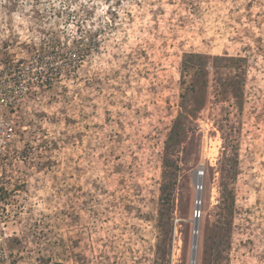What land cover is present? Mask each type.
Returning <instances> with one entry per match:
<instances>
[{
  "label": "rangeland",
  "instance_id": "1",
  "mask_svg": "<svg viewBox=\"0 0 264 264\" xmlns=\"http://www.w3.org/2000/svg\"><path fill=\"white\" fill-rule=\"evenodd\" d=\"M0 60V264H264V0H0Z\"/></svg>",
  "mask_w": 264,
  "mask_h": 264
},
{
  "label": "built area",
  "instance_id": "2",
  "mask_svg": "<svg viewBox=\"0 0 264 264\" xmlns=\"http://www.w3.org/2000/svg\"><path fill=\"white\" fill-rule=\"evenodd\" d=\"M16 73V69L15 72ZM17 74H15L16 76ZM9 77V74H6ZM14 76V78H15ZM20 77V76H19ZM18 77V79H19ZM9 82L7 86L2 85L5 81L2 82V65L0 60V178L2 177V168L1 164L4 161L9 150L14 148V139L16 136L15 133V122H14V113H13V102L15 100L16 90L14 86H11L12 80L8 78ZM25 88V87H24ZM23 88V89H24ZM27 88H25L26 90ZM198 176L203 177L204 172L198 171ZM198 191L202 190V182L200 185L196 186ZM200 203V199H197L196 204ZM197 206V205H196ZM200 206H197L195 212V218L198 219L201 216V211L199 210ZM1 240V236H0Z\"/></svg>",
  "mask_w": 264,
  "mask_h": 264
},
{
  "label": "bare ground",
  "instance_id": "3",
  "mask_svg": "<svg viewBox=\"0 0 264 264\" xmlns=\"http://www.w3.org/2000/svg\"><path fill=\"white\" fill-rule=\"evenodd\" d=\"M214 146V145H213ZM216 147H214L213 148V150L210 152V158H213V157H215V152H216ZM195 176H197V182H199L198 184H196V186H198V185H200L201 184V182H202V177L201 176H198V174H196ZM201 178V179H200ZM197 196H198V199H200L201 197H202V194H201V191H198V193H197ZM198 207L200 206V203H198V204H196ZM197 238H195L194 239V241H193V245H192V257H191V264H196V261H197V247H196V245H197ZM197 242V243H196ZM196 260V261H195ZM195 261V262H194Z\"/></svg>",
  "mask_w": 264,
  "mask_h": 264
},
{
  "label": "water",
  "instance_id": "4",
  "mask_svg": "<svg viewBox=\"0 0 264 264\" xmlns=\"http://www.w3.org/2000/svg\"><path fill=\"white\" fill-rule=\"evenodd\" d=\"M198 226H199V224H198L197 226H195L196 230L198 229ZM196 241H197V240H196ZM197 242H198V241H197ZM197 242H196V243H197ZM196 247H197V245H196ZM195 261H196V260H195ZM195 261H194V262H195Z\"/></svg>",
  "mask_w": 264,
  "mask_h": 264
}]
</instances>
